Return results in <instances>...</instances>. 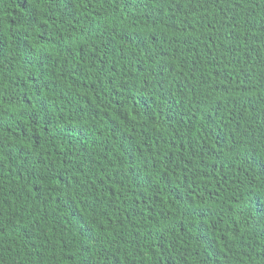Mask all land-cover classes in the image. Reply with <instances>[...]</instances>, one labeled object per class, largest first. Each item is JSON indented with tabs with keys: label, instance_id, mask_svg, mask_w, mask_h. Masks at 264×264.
Returning a JSON list of instances; mask_svg holds the SVG:
<instances>
[{
	"label": "trees",
	"instance_id": "trees-1",
	"mask_svg": "<svg viewBox=\"0 0 264 264\" xmlns=\"http://www.w3.org/2000/svg\"><path fill=\"white\" fill-rule=\"evenodd\" d=\"M0 264H264V0H0Z\"/></svg>",
	"mask_w": 264,
	"mask_h": 264
}]
</instances>
